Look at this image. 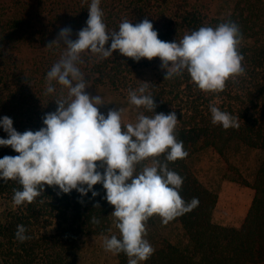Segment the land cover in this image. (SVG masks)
<instances>
[{"label": "trees", "instance_id": "16d2710c", "mask_svg": "<svg viewBox=\"0 0 264 264\" xmlns=\"http://www.w3.org/2000/svg\"><path fill=\"white\" fill-rule=\"evenodd\" d=\"M90 2L0 0V119L5 115L12 118L17 131L44 127L45 114L58 107L55 99L67 98V87L56 81L52 82L55 92L46 93V74L67 50L63 39L57 41L60 30L70 27V39H78L79 31L87 26ZM100 7L109 31L118 30L125 18L134 24L147 18L166 42L179 41L201 26L216 27L229 21L239 25V51L246 72L230 79L219 93L200 90L187 71L165 79L167 69L161 67L159 57L137 62L119 50L108 58L86 51L81 53L83 62L78 66L88 87H106L126 103L130 89L148 83V92L157 105L155 111H174L178 118L175 134L183 141L188 156L168 162V167L183 177L182 198L190 202L196 197L199 201L192 210L175 218L189 241L178 245L163 239L149 259L140 264L264 263V0H101ZM54 41L57 42L48 48ZM110 44L111 40L106 47ZM210 105L237 117L239 127L224 129L214 125ZM139 109L140 113L154 115L143 107ZM0 138H8L2 127ZM208 148L227 161L231 153L241 148L260 153L254 181L248 182L241 174L242 178L237 179L255 190L239 227L213 220L218 193L202 182L191 163L193 156ZM18 154L11 146H0V158ZM152 159L137 165V172ZM158 159L164 161L165 157ZM21 188L16 180L0 179V197L12 204L0 219L3 264H78L77 240L85 234L111 231L114 206L104 199L106 190L100 183L94 186L99 193L95 197L91 191L81 195L75 189L70 194H58V186L46 185L34 202L14 206L13 189ZM97 204L100 206L95 207ZM93 217L99 220L98 224L92 223ZM154 218L155 215L149 220L154 223ZM20 224L31 237L24 242L15 235ZM117 258L118 264H128L123 252Z\"/></svg>", "mask_w": 264, "mask_h": 264}, {"label": "clouds", "instance_id": "9594fccd", "mask_svg": "<svg viewBox=\"0 0 264 264\" xmlns=\"http://www.w3.org/2000/svg\"><path fill=\"white\" fill-rule=\"evenodd\" d=\"M100 4L101 0H91L87 26L79 31L78 39H70V27L58 34L57 41L63 39L67 50L47 72L45 91L53 94L52 82L56 81L67 87L68 96L55 99L58 107L45 114V126L21 133L13 127L12 118L5 115L0 119V127L8 134V138H0V146H11L19 153L0 158V179L16 180L22 186L13 189L14 206L34 202L46 185L58 186V194H70L75 189L81 195L91 191L95 197L99 193L94 186L102 184L104 199L114 206L110 215L120 234L119 238L105 236L103 247L107 252L126 254L128 264H140L155 251L146 238L147 221L158 215L167 224L199 202L196 197L190 202L182 198L183 177L168 167V162L184 159L188 152L175 134L176 113L155 111L157 105L148 92V83L129 90V103L154 115L141 112L134 124H125L123 108L103 114L98 107L104 104L102 98L85 91L87 81L78 66L83 62L81 53L90 51L108 58L119 50L137 62L159 57L161 67L167 69L165 79L187 71L200 90L219 93L230 79L246 72L239 51L242 33L238 24L229 21L216 27L201 26L179 41L166 42L147 18L135 24L125 18L118 30L109 31ZM110 40V47H106ZM209 107L214 125L239 127L237 117L215 105ZM161 155L164 161L158 159ZM149 158H153L151 164H144L137 172V165ZM92 223L99 220L93 217ZM26 232L23 224L17 225L16 239H30Z\"/></svg>", "mask_w": 264, "mask_h": 264}, {"label": "rangeland", "instance_id": "374dc122", "mask_svg": "<svg viewBox=\"0 0 264 264\" xmlns=\"http://www.w3.org/2000/svg\"><path fill=\"white\" fill-rule=\"evenodd\" d=\"M87 93L99 95L104 104L99 105L102 113L107 114L110 109H124L123 122L135 123L140 109L124 102L116 93L106 87H87ZM260 153L256 150L241 148L235 150L225 160L215 150L208 148L192 157L191 163L203 182L218 192V203L214 210V221L227 226H240L245 205L253 199L255 190L250 185L243 184L237 179L240 174L248 182L254 181L259 166ZM149 163L148 165H150ZM241 177V178H242ZM248 200V202H247ZM12 204L0 197V219L4 218L6 208ZM154 223L147 221L148 235L152 247L157 249L163 239L178 245H186L188 236L183 226L175 218L167 224L162 223L161 217L155 215ZM120 235L112 217L109 234H85L76 242L78 264H118L117 254L105 251L103 241L105 236ZM0 264H3L0 256Z\"/></svg>", "mask_w": 264, "mask_h": 264}, {"label": "crops", "instance_id": "0c3cea01", "mask_svg": "<svg viewBox=\"0 0 264 264\" xmlns=\"http://www.w3.org/2000/svg\"><path fill=\"white\" fill-rule=\"evenodd\" d=\"M201 179V178H200ZM203 182V181H202ZM203 183H205V182H203ZM206 184V183H205ZM209 187V186H208ZM210 188V187H209ZM212 189V188H211ZM218 193V192H217ZM254 197V196H253ZM219 198V197H218ZM253 200V199H252ZM252 200H250L249 202H248V200H247V202H248V204L247 205H245V210H244V212H243V214L241 215L242 216V218H241V221H240V226L242 225V223L244 222V220H245V217H246V215H247V213H248V211H249V209H250V206H251V204H252ZM218 203V202H217ZM217 206V205H216ZM214 215V214H213ZM213 220H214V216H213ZM220 224V223H219ZM223 224H225V223H223ZM259 264H264V263H259Z\"/></svg>", "mask_w": 264, "mask_h": 264}]
</instances>
